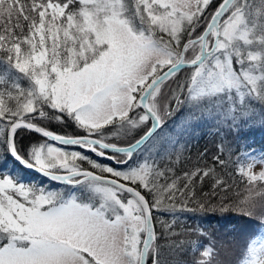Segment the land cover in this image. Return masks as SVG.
Segmentation results:
<instances>
[{
    "label": "snow or ice",
    "instance_id": "6c2138e0",
    "mask_svg": "<svg viewBox=\"0 0 264 264\" xmlns=\"http://www.w3.org/2000/svg\"><path fill=\"white\" fill-rule=\"evenodd\" d=\"M0 65V264H264V151L246 143L264 131V0H0ZM203 128L213 165L176 175ZM216 211L259 231L223 256L173 239L206 238L178 221Z\"/></svg>",
    "mask_w": 264,
    "mask_h": 264
},
{
    "label": "trees",
    "instance_id": "16d2710c",
    "mask_svg": "<svg viewBox=\"0 0 264 264\" xmlns=\"http://www.w3.org/2000/svg\"><path fill=\"white\" fill-rule=\"evenodd\" d=\"M3 69V65H0V70ZM26 85V82H23ZM176 119V118H174ZM53 130L57 132H68L71 133V129H66L63 126L53 124L51 126ZM22 136V147H28L32 143H36L41 138L34 135L31 132L25 131L21 133ZM220 143V139L216 136L213 130L209 128H203L195 133V135L184 136L180 144L178 145V155L173 158V167L176 170V175L182 176L185 172L192 171L196 168H205L213 165L212 156L217 154V145ZM246 143L251 145L254 149L264 151V131H256L250 134ZM107 163V161H105ZM7 167L14 169L15 172L23 176L26 181H35L39 183L40 176L31 174L26 169H23L15 161L9 160ZM235 165H230L225 173L226 179H231L234 183L239 184L242 188L244 185L240 183V177L233 171ZM219 170V169H218ZM210 181H206L202 190L207 193L209 191ZM197 191H200L198 188ZM259 214V212H257ZM181 215V214H178ZM184 217H189L187 220L178 221L176 228L177 232L188 228H200L207 234V237H196V236H176L173 237L175 240H190L200 239L202 243H207L211 240L213 243L220 247L221 244L227 245L229 248L232 247L233 241L237 245H242L249 237V235H255L259 229L255 221H248L243 216L239 215L235 211L221 213L208 212V213H184ZM167 219V217H165ZM221 255L223 256L224 248L220 247ZM239 256V251L230 257H224V259L230 261V264H235L236 258ZM231 261L232 258H234Z\"/></svg>",
    "mask_w": 264,
    "mask_h": 264
},
{
    "label": "rangeland",
    "instance_id": "374dc122",
    "mask_svg": "<svg viewBox=\"0 0 264 264\" xmlns=\"http://www.w3.org/2000/svg\"><path fill=\"white\" fill-rule=\"evenodd\" d=\"M259 170H260V165H257V167L254 169V171H259ZM243 187H244V186H243ZM243 187H242V188H243ZM257 187H258V188H260V187H264V185H259V184H258ZM256 199H257V207H256L255 209H250V210L255 211V212L257 213V212H259V210H260V209H259V205H260V203H261V202H264V201H261V198H259V197H257ZM233 259H235V257L232 258L231 261H233Z\"/></svg>",
    "mask_w": 264,
    "mask_h": 264
},
{
    "label": "water",
    "instance_id": "95a60500",
    "mask_svg": "<svg viewBox=\"0 0 264 264\" xmlns=\"http://www.w3.org/2000/svg\"><path fill=\"white\" fill-rule=\"evenodd\" d=\"M28 170V169H27ZM28 171H30L32 174H35V175H39L38 173H36V172H34V171H32V170H28ZM40 176V175H39Z\"/></svg>",
    "mask_w": 264,
    "mask_h": 264
},
{
    "label": "bare ground",
    "instance_id": "6f19581e",
    "mask_svg": "<svg viewBox=\"0 0 264 264\" xmlns=\"http://www.w3.org/2000/svg\"><path fill=\"white\" fill-rule=\"evenodd\" d=\"M27 170V169H26ZM28 171V170H27ZM28 172H30V171H28ZM31 173V172H30ZM32 174V173H31Z\"/></svg>",
    "mask_w": 264,
    "mask_h": 264
}]
</instances>
